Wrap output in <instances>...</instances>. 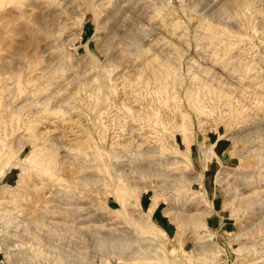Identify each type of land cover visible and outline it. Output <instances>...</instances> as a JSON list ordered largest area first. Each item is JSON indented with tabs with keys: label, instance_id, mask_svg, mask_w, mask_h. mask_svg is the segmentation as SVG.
Returning <instances> with one entry per match:
<instances>
[{
	"label": "rangeland",
	"instance_id": "obj_1",
	"mask_svg": "<svg viewBox=\"0 0 264 264\" xmlns=\"http://www.w3.org/2000/svg\"><path fill=\"white\" fill-rule=\"evenodd\" d=\"M217 1L0 0V264H264V0Z\"/></svg>",
	"mask_w": 264,
	"mask_h": 264
},
{
	"label": "bare ground",
	"instance_id": "obj_2",
	"mask_svg": "<svg viewBox=\"0 0 264 264\" xmlns=\"http://www.w3.org/2000/svg\"><path fill=\"white\" fill-rule=\"evenodd\" d=\"M141 1H142V0H141ZM143 1H145V0H143ZM146 1H147V0H146ZM153 1H154V0H153ZM208 1H209V0H207V2H208ZM216 1H217V0H216ZM211 2H212V1H211ZM214 2H215V0H214ZM214 2H213V4H216V3H214ZM217 2H220V1H217ZM223 2H224V0H223ZM223 2H222V3H223ZM136 3H138L137 0H136ZM136 3H134V4H136ZM140 3H141V2H140ZM150 3H151V2H150ZM226 3L229 4L230 2H226ZM145 4H146V3H145ZM147 4H148V3H147ZM213 4L211 3V5H213ZM224 4H225V2H224ZM240 4H242V3H240ZM240 4H239V5H240ZM246 4H247V3H246ZM129 5H130V3H129ZM136 5H137V4H136ZM151 5H152V4H151ZM208 5H209V4H208ZM218 5L220 6L221 4L217 3V6H218ZM226 5H227V4H226ZM242 5H243V4H242ZM154 6H155V5H154ZM205 6H206V5H205ZM213 6H214V5H213ZM217 6H216V8H217ZM227 6H228V5H227ZM136 7H137V6H136ZM210 7H211V6H210ZM210 7L207 6V9L210 8ZM238 7H240V6H238ZM139 8H140V7H139ZM222 8H223V6H222ZM222 8L220 9L221 11L223 10ZM224 8H225V10L228 9V11H229V8H230V7L226 9V6L224 5ZM231 8H232V6H231ZM128 9H129V8H128ZM203 9H204V8H203ZM203 9L201 8V10H203ZM214 9H215V8H214ZM235 9H237V11H238V9H241V7H240V8H235ZM135 10H136V8H135ZM140 10H141V9H140ZM210 10H211V11H210L209 13H211V14H210L211 16L214 15V12L216 13V11L212 12V7H211ZM218 10H219V9H217V13H216V15L219 16L218 13H222L224 10H223L222 12H219ZM194 11H195V10H194ZM196 11H197V10H196ZM198 11H199V10H198ZM198 11H197V13H200V15H201V12H200V11L198 12ZM204 11H205V10H204ZM228 11L226 12L227 14H229ZM146 12H147V11H146ZM202 13H203V11H202ZM212 13H213V14H212ZM235 13H237V12H235ZM247 13H248V12H247ZM160 14H161V13H160ZM224 14H225V13H224ZM230 14H232V13H230ZM237 14H238V13H237ZM198 15H199V14H198ZM202 15H203V14H202ZM207 15H208V13H207ZM210 15H209V16H210ZM243 15H244V14H243ZM150 16H151V15H150ZM222 16H223V14H222ZM234 16H237V15H234ZM234 16H231V17H234ZM238 16H240V15H238ZM238 16H237V17H238ZM132 17H133V16H132ZM156 17H157V16H156ZM160 17H161V16H160ZM160 17H157V21L159 20ZM162 17H164V16H162ZM193 17H194V16H193ZM196 17H197V16H196ZM200 17H201V16H200ZM212 17H214V16H212ZM220 17H221V16H220ZM220 17H219V18H220ZM165 18H166V17H165ZM165 18H164V19H165ZM238 18H239V17H238ZM238 18H237V19H238ZM145 19H146V18H145ZM147 19H148V18H147ZM147 19H146V20H147ZM149 19H150V17H149ZM152 19H154V18H152ZM155 19H156V18H155ZM211 19H213V18H211ZM220 19H222V17H221ZM234 19H235V18H234ZM193 20H194V19H193ZM195 20H196V18H195ZM197 20H198V19H197ZM203 20H204V19H203ZM209 20H210V19H209ZM209 20H208V21H209ZM223 20H224V19H223ZM133 21H135V16H134V20H133ZM133 21H132V23H133ZM148 21H149V20H148ZM159 21H160L159 23H157L156 25L153 26V29H154V30H157V32L159 31V32L161 33L162 30H164L166 24L164 25V24L161 22V19H160ZM165 21L169 22L170 20H166V19H165ZM237 21H238V20H237ZM145 22H146V21H145ZM170 22H171V21H170ZM173 22H175V21H173ZM173 22H171V26L173 25ZM206 22H207V21H206ZM216 22H217V21H216ZM218 22H220V20H219ZM45 23H47V22H45ZM132 23H130V25H131ZM150 23H151V21H150ZM150 23H148V24H150ZM203 23H204V21H203L202 24L200 25L199 22H198V24H199V26H200V27H198V28H200L199 30L202 31V29L204 28L206 31L203 29V30L205 31V32H203V34L206 33V37L209 35L213 41L215 40L216 42H218V40H219V38H220V37H219V34H221V31H220V30H224V29H219V28H218V23H217V26L214 25V24H210V22H209V23H204V24H203ZM230 23H231V22H230ZM134 24H135V23H134ZM134 24H133V26H134ZM139 24H140V23H139ZM168 24H169V23H168ZM175 24H176V22H175ZM175 24H174V26L176 27ZM177 24L179 25V23H177ZM222 24H223V22H222ZM247 24H248V23H247ZM150 25H151V24H150ZM178 25H177V27H178ZM219 25H220V27H221V22H220ZM138 26H139V25H138ZM146 26H147V24H146ZM174 26H172V27H174ZM224 26H225V23H224ZM224 26H223V27H224ZM175 27H174V28H175ZM196 27H197V25H196ZM230 27H231V26H230ZM143 28H144V27H143ZM148 28L150 29V27H148ZM148 28H147L146 30H148ZM174 28H173V29H174ZM182 28H183V27H182ZM225 28H226V27H225ZM227 28H228V27H227ZM139 29H140V28H139ZM175 29H176V28H175ZM175 29H174V30H175ZM177 29H178V28H177ZM177 29H176L174 32H176V31L179 32V30H177ZM179 29H181V28H179ZM141 30H143V29H141ZM151 30H152V27H151L150 31L148 30V31H149L148 33L151 34V35H153V34H152L153 32L150 33ZM182 30H183V29H182ZM182 30H181V33H182ZM184 30L186 31L185 28H184ZM136 31H137V29H136ZM139 31H140V30H139ZM139 31H138V32H139ZM195 31H196V30H195ZM201 31H200V32H201ZM228 31H230V30H228ZM232 31H233V30H232ZM232 31H230V32H232ZM168 32H169V31H168ZM224 32H225V30H224ZM226 32H227V31H226ZM226 32H225V33H226ZM261 32H262V31H261ZM141 33H142V31H141ZM143 33H144V32H143ZM143 33L141 34V36L143 35ZM145 33H146V32H145ZM145 33H144V34H145ZM155 33H156V32H155ZM160 33H159V34H160ZM196 33H197V32H196ZM162 34H164V33L162 32L161 35H162ZM183 34H184V33H183ZM183 34L181 35L180 33H178L177 35H178L179 38L181 39V36H183ZM186 34H187V32H186ZM186 34H185V35H186ZM194 34H195V32H194ZM201 34H202V33H201ZM201 34H200V35H201ZM207 34H208V35H207ZM230 34L232 35V33H230ZM233 34H235V33H233ZM236 34H237V32H236ZM109 35H110V34H109ZM136 35H137V33H136ZM151 35H150V36H151ZM156 35H157V33H156ZM164 35H165V34H164ZM185 35H184V36H185ZM222 35H223V34H222ZM224 35H225V34H224ZM227 35H228V34H227ZM237 35H238V34H237ZM159 36H160V35H159ZM162 36H163V35H162ZM175 36H176V35H175ZM184 36H183V37H184ZM202 36H203V35H201L200 38H202ZM228 36H229V35H228ZM241 36H242V34H241L240 36H238V37H241ZM155 37H156V36H155ZM164 37H165V36H164ZM183 37H182V38H183ZM195 37L197 38V36H195ZM222 37H224V36H222ZM222 37H221V38H222ZM232 37H233V36H232ZM234 37H235V36H234ZM238 37H236V38L238 39ZM147 38H148V37H147ZM151 38H152V37H151ZM158 38H159V37H158ZM165 38H166V37H165ZM171 38H172V37H171ZM207 38H209V37H207ZM207 38H206V39H207ZM221 38H220V40H221ZM229 38H230V37H229ZM242 38H243V36H242ZM136 39H137V37H136ZM144 39L146 40V38H144V35H143V40H144ZM149 39H150V38H149ZM174 39L177 40V38H174ZM174 39H173V40H174ZM183 39H184V38H183ZM183 39H181V40H183ZM187 39H188V36H187ZM187 39H185V40H187ZM204 39H205V38L203 37V40H204ZM211 39H210V41H211ZM222 39H223V38H222ZM231 39H235V38H231ZM231 39H230V40H231ZM140 40H141V37H140ZM152 40H154V39H151V41H152ZM161 40H163V39H161ZM165 40H166V39H165ZM165 40H163L164 42L162 41V46H161L162 48H163V47H169V45L171 44V43H169L170 41L166 40V42H165ZM170 40H171V39H170ZM223 40H224V39H223ZM226 40H227V39H226ZM238 40H239V39H238ZM147 41H148V40H147ZM149 41H150V40H149ZM156 41H157V40H156ZM178 41H180V40H178ZM197 41H198V39H197ZM200 41H201V39H200ZM200 41H199V42H200ZM213 41H211V42H213ZM215 41H214V43H215ZM221 41H222V40H221ZM227 41H229V40H227ZM140 42H141V41H140ZM142 42H143V41H142ZM152 42H153V41H152ZM152 42H150V44H151ZM157 42H158V41H157ZM172 42H173V41H172ZM174 42H176V41H174ZM174 42H173V43H174ZM199 42H198V43H199ZM203 42H204V41H203ZM222 42H223V41H222ZM231 42H232V41H231ZM231 42H230V43H231ZM159 43H160V42H159ZM173 43H172V44H173ZM176 43H178V42H176ZM180 43H181V42H180ZM186 43H187V42H186ZM208 43H209V42H208ZM219 43H220V42H219ZM227 43H228V42H227ZM230 43H228V44L230 45ZM232 43H233V42H232ZM144 44H145V41H144ZM147 44H148V43H146V45H147ZM153 44H154V43H152V45H153ZM182 44H183V43H182ZM217 44H218V43H217ZM221 44H222V43H221ZM221 44H219V45H221ZM236 44H237V43H236ZM146 45H144V46H146ZM157 45H158V44H157ZM160 45H161V44H160ZM176 45H177V44H176ZM185 45H186V44H185ZM207 45H208V44H207ZM213 45H214V44H213ZM213 45H212V47H213ZM137 46H138V45H137ZM147 46H148V45H147ZM150 46H151V45H150ZM150 46H149V47H150ZM155 46H156V45H155ZM199 46H200V45H199ZM210 46H211V45H210ZM214 46H215V45H214ZM226 46H227V45H226ZM226 46H225V44H224V47H226ZM149 47H148V48H149ZM175 47H176V46H175ZM177 47H180V45L177 46ZM187 47H188V45H187ZM212 47H211V50L213 49ZM215 47H216V46H215ZM218 47H219V46L217 45V48H218ZM224 47H223V48H224ZM232 47H233V46H232ZM137 48H138V47H137ZM141 48H142V47H141ZM144 48H145V47H144ZM144 48H143V49H144ZM151 48H152V46H151ZM153 48H154V47H153ZM153 48H152V49H153ZM156 48H157V47H155V49H156ZM158 48H159V47H158ZM162 48H160V49H162ZM169 48H170V47H169ZM223 48H221V49H223ZM138 49H139V48H138ZM143 49H142V50H143ZM146 49H147V47H146ZM172 49H173V48H172ZM184 49H185V48H184ZM203 49H206V50H207L208 47L206 46V47L203 48ZM215 49H216V48H215ZM215 49H214V51H215ZM221 49H220V50H221ZM226 49H230V47H229V48H226ZM235 49H236V48H235ZM134 50H136V49H134ZM147 50H148V49H147ZM149 50H150V49H149ZM206 50H205V51H206ZM209 50H210V49H209ZM209 50H208V51H209ZM139 51H140V50H139ZM156 51H157V50H156ZM156 51L154 50V52H156ZM160 51H161V50H160ZM162 51H164V50H162ZM165 51H167V50L165 49ZM171 51H172V50H171ZM175 51H177V50H175ZM175 51H174V52H175ZM228 51H229V50H228ZM234 51H235V50H234ZM236 51H238V50L236 49ZM239 51H240V50H239ZM145 52L147 53V51H145ZM145 52H144V53H145ZM148 52H153V51L150 50V51H148ZM154 52L152 53V58H153V55L158 54L157 52L154 54ZM174 52H173V53H174ZM206 52H207V51H206ZM212 52H213V51H212ZM212 52H211L210 54H212ZM217 52H218V51H217ZM229 52H230V51H229ZM229 52H228V53H229ZM159 53H160V52H159ZM167 53H168V52H167ZM214 53H215V52H214ZM220 53H221V52H220ZM220 53H219V54H220ZM224 53H225V51H224ZM233 53H234V52H233ZM237 53H238V52H237ZM149 54H150V53H149ZM160 54H162V53H160ZM160 54H158V55H160ZM169 54H170V51H169ZM208 54H209V53H208ZM221 54H222V53H221ZM225 54H226V53H225ZM225 54H224V55H225ZM229 54H230V53H229ZM234 54H235V53H234ZM115 55H116V54H115ZM158 55H155V56H158ZM164 55H167V57L169 56L168 54H163V55H162L163 60L166 59V58L164 59V57H165ZM216 55H218V53H215V54H214V56H216ZM224 55H223V57H224ZM237 55H239V54H237ZM237 55H236V57H237ZM240 55H241V53H240ZM155 56H154L153 59H157V57L155 58ZM220 56H221V55H220ZM231 56H232V55H231ZM136 57H137V56H136ZM149 57H150V56H149ZM149 57H148V58L145 57V58L149 59ZM158 57H159V56H158ZM162 57H160V58H162ZM169 57H170V56H169ZM171 57H172V56H171ZM209 57H210V59L212 58L211 55H210ZM223 57H222V59H223ZM227 57H228V56H227ZM236 57H235V59H236ZM112 58H113V55H112ZM114 58H115V56H114ZM120 58H121V57H120ZM214 58H215V57H214ZM216 58H218V57L216 56ZM231 58H232V57H231ZM233 58H234V57H233ZM239 58H240V57H239ZM239 58H238V60H237V59H236V60L234 59V61L232 62V64H231V67H233L232 71L235 70V69H239V68H241V61H239ZM138 59H139V58H138ZM212 59H213V58H212ZM220 59H221V58H220ZM220 59H219V60H220ZM228 59H229V58H228ZM228 59H227V62H228ZM240 59H241V58H240ZM149 60H150V59H149ZM158 60L160 61V59H158ZM168 60H169V58H168ZM170 60H171V59H170ZM170 60H169V62H170ZM194 60H195V59H194ZM197 60H198V59H197ZM217 60H218V59H216L215 62L213 61L214 64L217 62ZM223 60L226 61L225 59H223ZM229 60H231V59H229ZM243 60H244V59H243ZM151 61H152V60H151ZM154 61H155V60H154ZM154 61H153V62H154ZM211 61H212V60H211ZM155 62H157V61H155ZM173 62H176V61H173ZM196 62H197V61H196ZM243 62H244V61H243ZM148 63H149V62H148ZM148 63H147V65H148ZM150 63H151V62H150ZM158 63L161 64L162 62H158ZM164 63H166V62H164ZM164 63H163L162 65H160L159 68H157V67L159 66V64L157 65V63H156V65H157L156 70L159 71L158 73H159L161 76H162V75H163V76L171 75V74H170V71H172L173 69L169 70V68L166 66L168 63H167V64H164ZM190 63H191V62H190ZM199 63H201V62H199ZM218 63H219V62H218ZM218 63H217V64H218ZM230 63H231V62H230ZM230 63H229V64H230ZM257 63H258V62H257ZM170 64H172V62H170V63L168 64V66H169ZM191 64H192V63H191ZM191 64H190V65H191ZM204 64H205V63H204ZM221 64H222V63H221ZM229 64H228V66H229ZM243 64H244V63H243ZM248 64H249V63H248ZM262 64H263V63H262ZM143 65H144V64H143ZM153 65H154V64H153ZM207 65H208V64H207ZM170 66H172V65H170ZM176 66H178V65H176ZM199 66H201V65H199ZM202 66H203V65H202ZM202 66H201V67H202ZM210 66H211V68H210V67H209V68L212 70V67H213L214 65L212 66V64H211ZM216 66H217V65H216ZM246 66H247V63H246ZM249 66H250V65H249ZM251 66H252V65H251ZM140 67H141V66H140ZM143 67H144V66H143ZM148 67H149V65H148ZM205 67H206V66H205ZM214 67H215V66H214ZM222 67H223V64H222ZM224 67H227V66L224 65ZM247 67H248V66H247ZM173 68H174V67H173ZM206 68H207V67H206ZM234 68H235V69H234ZM244 68H245V67H244ZM249 68H250V67H249ZM252 68H254V67H252ZM143 69H144V68H143ZM148 69H149V68H148ZM150 69H152V65H151V68H150ZM177 69H178V68H177ZM189 69H190V68H189ZM204 69H205V68H204ZM210 69H207V70H208L207 72H210ZM213 69H214V68H213ZM219 69H221V68H219ZM225 69H227V68H225ZM246 69H247V68H246ZM133 70H134V69H133ZM137 70H138V69H137ZM174 70H176V69H174ZM249 70H250V69H249ZM260 70H262V69L260 68ZM131 71H132V70H131ZM140 71H141V70H140ZM150 71H152V70H150ZM153 71H155V70H153ZM205 71H206V69H205ZM226 71H227L228 75L232 74V73H231L232 71H231L230 68H228ZM237 71H238V70H237ZM237 71H235L234 74H235ZM241 71L243 72V67H242ZM241 71H240V72H241ZM245 71H246V70H245ZM155 72H157V71H155ZM175 72H176V71H175ZM202 72H203V71H202ZM207 72H206V73H207ZM246 72L248 73V70H247ZM263 72H264V71H263ZM153 73H154V72H153ZM171 73H172V72H171ZM177 73H178V72H176V74H177ZM198 73H200V72H198ZM193 74H195V73H193ZM154 75H155V73H154ZM157 75H158V74H157ZM174 75H175V73H174ZM174 75H173V76H174ZM219 75H220V74H219ZM224 75H226V73H225ZM232 75H233V74H232ZM241 75H242V74H241ZM241 75H239V76H241ZM243 75H244V73H243ZM245 75H246V73H245ZM148 76H149V75H148ZM148 76H147V77H148ZM158 76H159V75H158ZM163 76H162V77H163ZM175 76H176V77H175ZM175 76H174V78H176V81H177V76H178V75H175ZM194 76H197V75H193V77H190V78L194 79ZM210 76H211V75H210ZM156 77H157V76H156ZM159 77H160V76H159ZM166 77H167V76H166ZM166 77H165V78H166ZM168 77H169V76H168ZM168 77H167L166 79H168ZM178 77H180V76H178ZM206 77H207V76H206ZM245 77H247V76H245ZM248 77H249V76H248ZM258 77H259V75H258ZM258 77H257V78H258ZM148 78H149V77H148ZM153 78L155 79V76H154ZM225 78H226V77H225ZM227 78H228V77H227ZM257 78L254 77L253 79H256V80H257ZM259 78H260V77H259ZM169 79L171 80V78H169ZM180 79H181V78H180ZM198 79L201 80L202 78L199 77ZM145 80H146V79H145ZM173 80H174V79H173ZM183 80H184V79H183ZM195 80H196V79H195ZM200 80H199V82H200ZM202 80H203V79H202ZM202 80H201V81H202ZM256 80H255V82H256ZM158 81H159V80H158ZM165 81H166V80H165ZM204 81H205V80H204ZM208 81H209V80H208ZM211 81H212V80H211ZM144 82H145V81H144ZM146 82H148V80H147ZM152 82H153V81H152ZM156 82H157V80H156ZM174 82H175V81H174ZM179 82H181V81H179ZM206 82H207V81H206ZM206 82H205V83H206ZM251 82H252V81H251ZM253 82H254V80H253ZM261 82H263V81L261 80ZM261 82L259 81V83H261ZM160 83H161V82H160ZM182 83H183V82H182ZM188 83H190V82H188ZM212 83H213V82H212ZM232 83H233V82H232ZM236 83H237V81H236ZM146 84H147V83H146ZM165 84H166V83H165ZM167 84H168V83H167ZM173 84H174V83H173ZM177 84H179V83H177ZM202 84H203V83H202ZM206 84H209V83L207 82ZM213 84H214V83H213ZM252 84H253V83H252ZM191 85H192V83H191ZM194 85H195V84H194ZM218 85H219V84H218ZM257 85L260 86V84H257ZM261 85H263V83H262ZM199 86H200V84H199ZM204 86H205V85H204ZM210 86H211V85H210ZM181 87H182V86H181ZM189 87H190V86H189ZM191 87H192V86H191ZM202 87H203V86H202ZM197 88H199V87H197ZM205 88H207V87L205 86ZM197 90H199V89H197ZM205 90H206V89H205ZM205 90H204V91H205ZM204 91H203V92H204ZM210 91H211V90H210ZM212 91H213V90H212ZM175 92H176V91H175ZM187 92L189 93V91H187ZM145 93H146V92H145ZM196 93H197V92H196ZM204 93H205V92H204ZM211 93H213V92H211ZM214 93H215V92H214ZM214 93H213V94H214ZM192 94H195V93H192ZM199 94H200V93H198L197 95H199ZM201 94H202V93H201ZM209 94H210V93H209ZM209 94H208V95H209ZM213 94H212V95H213ZM177 95H178V94H177ZM188 95H189V94H188ZM197 95H196V96H197ZM208 95H206V96H208ZM191 96H192V95H191ZM193 96H195V95H193ZM202 96H203V95H202ZM206 96L204 95V97H206ZM209 96H210V95H209ZM209 96H208L207 98H209ZM216 96H217V95H216ZM216 96H215V98H216ZM105 97H106V96H105ZM199 97H200V96L197 97V98H198L197 100H200ZM188 98H189V97H188ZM192 98H193V97H192ZM192 98H189V99H192ZM200 98H201V97H200ZM210 99H211V96H210ZM202 100H203V99H202ZM202 100H201V101H202ZM205 100H206V99H205ZM213 100H214V98H213ZM192 101H193V99H192ZM207 101H208V100H207ZM214 101H215V100H214ZM163 102H164V101H163ZM193 102H194V101H193ZM193 102H192V103H193ZM202 103H204V101H203ZM230 103H231V102H230ZM193 104H195V103H193ZM199 104H200V103H199ZM199 104H197V105H199ZM197 105H196V106H197ZM203 105H204V104H203ZM205 105H206V104H205ZM198 107H200V106H198ZM201 107H202V106H201ZM107 108H108V107H106V111H107ZM100 111H101V109H100ZM103 112H104V111H103ZM98 113H99V110H98ZM101 115H102V114H101ZM115 139H116V138H115ZM116 140H117V139H116ZM116 143H117V142H116ZM127 143H128V142H126L124 145L126 146ZM142 144H143V143H142ZM144 144H145V143H144ZM114 145H115V144L113 143L112 146H114ZM130 145H131V144H130ZM149 145H150V144H149ZM110 147H111V145H110ZM115 147H116V146H115ZM147 147H148V146H147ZM147 147H146V148H147ZM113 148H114V147H113ZM146 148L143 150L144 152H147L148 150H151L150 148H147V149H146ZM102 149H103V148H102ZM109 149H110V148H109ZM111 149H112V148H111ZM111 149H110V150H111ZM107 150H108V149H107ZM110 150H109V151H110ZM93 151H94V150H93ZM100 151H101V150H100ZM112 151H116V149H115V150L112 149ZM139 151H140V150H139ZM94 153H95V151H94ZM112 153H113V152H112ZM152 153H153V152H152ZM91 154H92V153H91ZM140 154H141V153H140ZM140 154H139V155H140ZM136 155H137V154H136ZM91 156H92V155H91ZM151 156H152V155H151ZM138 157H139V156H138ZM138 157H137V159H138ZM140 157H142V156H140ZM92 158H93V157H92ZM92 158H91V159H92ZM134 158H135V157H134ZM167 158H168V157H167ZM93 159H94V158H93ZM141 159H142V158H141ZM149 159H150V158H149ZM149 159H148V160H149ZM156 159H157V158H156ZM172 159H173V158H172ZM172 159H170V160L168 159L169 162H170V161L172 162ZM145 160H146V159H145ZM135 161H136V159H135ZM138 161H140V159H139ZM161 161H162V160H161ZM94 162H95V160H94ZM136 162H137V161H136ZM164 162H165V161H164ZM146 163H147V162H146ZM146 163H144V164H146ZM149 163H150V162H148V165H146V166H149ZM154 163H155V162H154ZM156 163H157V162H156ZM106 164H107V163H106ZM108 164H109V163H108ZM136 165H138V166H136L137 168L134 167L136 170H137L138 168H139L140 170H141L142 168H143V169H144V168L146 169V167H143L144 165H143L142 163H141V165L138 164V163H136ZM154 165H156V164H154ZM106 166H108V165H106ZM139 169H138V170H139ZM145 169H144V171H145ZM138 170H137V171H138ZM140 170H139V173L143 171V170H142V171H140ZM146 170H147V169H146ZM142 174H143V173H142ZM113 177H115V176H113ZM145 187H146V186H145ZM262 190H264V189H262ZM142 194H143V193H142ZM260 194H261V193H260ZM136 196H137V195H136ZM142 196H143V195H142ZM259 197H260V196H259ZM135 198H137V197H135ZM138 198H139V197H138ZM261 198H262V197H261ZM263 198H264V196H263ZM263 198H262V199H263ZM138 200H139V199H138ZM257 200H259V199H257ZM250 201H251V200H249L248 202H250ZM259 201H260V200H259ZM263 201H264V199H263ZM251 202H252V201H251ZM159 203H160V201H159L158 199L153 198V199H152V202H151V205L148 206L147 208L143 207L141 202H139V205H140V206H141V207L147 212V214H148L150 217H152V214H153L154 210L157 208V206H158ZM248 204H249V203H248ZM250 204H251V203H250ZM263 213H264V212H263ZM259 214H260V213H259ZM261 218H264V217H261ZM164 231H165V230H164ZM109 240H110V239H109ZM105 242H106V241H105ZM136 257H137V256H136ZM139 257H140V256H139ZM128 258H129V257H128ZM160 261H161V260H160Z\"/></svg>",
	"mask_w": 264,
	"mask_h": 264
},
{
	"label": "crops",
	"instance_id": "obj_3",
	"mask_svg": "<svg viewBox=\"0 0 264 264\" xmlns=\"http://www.w3.org/2000/svg\"><path fill=\"white\" fill-rule=\"evenodd\" d=\"M162 217V216H161ZM160 216L158 217V220L163 221V219Z\"/></svg>",
	"mask_w": 264,
	"mask_h": 264
}]
</instances>
